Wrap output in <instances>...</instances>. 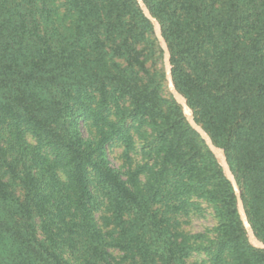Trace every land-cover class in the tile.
Masks as SVG:
<instances>
[{"label": "trees", "instance_id": "1", "mask_svg": "<svg viewBox=\"0 0 264 264\" xmlns=\"http://www.w3.org/2000/svg\"><path fill=\"white\" fill-rule=\"evenodd\" d=\"M143 1L264 241V0ZM161 59L137 0H0V264H264ZM134 134L123 177L106 146ZM194 196L212 237L180 228Z\"/></svg>", "mask_w": 264, "mask_h": 264}, {"label": "rangeland", "instance_id": "2", "mask_svg": "<svg viewBox=\"0 0 264 264\" xmlns=\"http://www.w3.org/2000/svg\"><path fill=\"white\" fill-rule=\"evenodd\" d=\"M144 14V13H143ZM155 35V33H154ZM156 36V35H155ZM157 38V37H156ZM165 39V38H164ZM158 41V40H157ZM166 41V40H165ZM167 44V42H166ZM159 45V44H158ZM167 48H168V44H167ZM162 50V49H161ZM168 52H169V61H170V50L168 48ZM170 65H171V74H172V64H171V61H170ZM160 69L162 70V72H164V76H165V84H166V89L168 90V92L171 94L170 90H169V87H168V83H167V80H166V73H165V65H164V53L162 51V59L160 60V65H159ZM174 81V80H173ZM175 84V83H174ZM176 87V86H175ZM177 89V88H176ZM182 94V93H181ZM172 95V94H171ZM183 95V94H182ZM184 96V95H183ZM173 97V96H172ZM185 97V96H184ZM186 99V97H185ZM175 100V99H174ZM187 101V100H186ZM191 108V107H190ZM182 109V108H181ZM192 109V108H191ZM193 111V110H192ZM182 113H183V110H182ZM184 115V113H183ZM185 117V116H184ZM186 119V118H185ZM187 121V120H186ZM201 125V124H200ZM83 133L84 135H90V133L88 132L89 130H93L92 127H83ZM208 134V133H207ZM209 135V134H208ZM134 137H135V150L131 151L129 153L130 155V158L131 160H129L128 158H126L125 156V153H124V149H123V146L120 145V144H111V145H107L106 146V151H107V154H108V157H109V160H110V163L113 167L119 169L122 173H123V177H125V172L128 168L130 167H133L136 163H140L142 162L141 160V157H140V146L141 144L143 143V139H139L137 137L136 134H134ZM211 138V137H210ZM206 144V143H205ZM215 144V143H214ZM216 145V144H215ZM207 146V145H206ZM217 146V145H216ZM219 147L225 154V157H226V153H225V149L223 147H220V146H217ZM213 154V153H212ZM214 155V154H213ZM217 163L219 164L216 156L214 155ZM226 160H227V157H226ZM227 163L230 167V164L227 160ZM220 165V164H219ZM221 167V166H220ZM231 169V167H230ZM231 172L232 174L234 175L235 179H236V176H235V173L234 171H232L231 169ZM141 178H142V175H141ZM237 181V179H236ZM237 184H238V187H239V192H240V195L242 197V194H241V188H240V184L238 183L237 181ZM193 200H195L196 202H198L199 204V207L190 211L187 215H183V216H179V219L180 221H182V224L180 226V228L187 232V233H206L208 237H212L213 234H215V227L217 225V220L214 216V213H213V209L212 207L210 206V204L208 202H206L205 200H203L202 198L200 197H196L194 196L193 197ZM242 201H243V198H242ZM243 206L245 208V211H246V207L244 205V201H243ZM238 212V210H237ZM247 214V218H248V221L252 227V224L250 222V219H249V215L248 213L246 212ZM239 215V214H238ZM240 218V217H239ZM241 221V220H240ZM242 223V222H241ZM253 228V227H252ZM253 230V229H252ZM246 231V230H245ZM255 232V231H254ZM247 235V233H246ZM248 238V236H247ZM261 240V239H260ZM248 241L250 242V244L252 246H254L255 248H258L256 247L254 244H252V242L249 240L248 238ZM262 241V240H261ZM264 242V241H263ZM260 249V248H259ZM263 250V249H262ZM202 257H207L205 256L202 252L199 253V252H194L188 259L187 261L189 262V264H194L195 261L199 260L200 258Z\"/></svg>", "mask_w": 264, "mask_h": 264}, {"label": "water", "instance_id": "3", "mask_svg": "<svg viewBox=\"0 0 264 264\" xmlns=\"http://www.w3.org/2000/svg\"><path fill=\"white\" fill-rule=\"evenodd\" d=\"M137 2L139 3L145 17L147 19H149V21L152 23L154 33H155L157 40H158V44L164 53V65H165L166 80H167L168 87H169V90H170L173 98L181 106L183 113H184V116H185L188 124L190 125V127L200 135L201 139L206 143L209 150L216 156V158H217V160H218V162L222 168L224 176L230 182V184H231V186L235 192V195H236L238 214H239L240 220L242 222V225L244 227V230H246V233H247L249 240L256 247L264 250V242L261 241L256 236L254 230H252L253 228L251 227V225L248 221L247 214H246L245 208L243 206L242 197H241L240 192H239V187H238L237 181L231 172V169L227 163L224 152L214 144V142L212 141L210 136L207 134V132L204 130V128L196 121V119L194 117V113H193L192 109L190 108V106L188 105L185 97L175 87L173 77L171 74L169 52H168L166 41H165L163 34H162V29H161V25H160L159 21L152 15V13L150 12V10L148 9V7L146 6V4L144 3L143 0H137Z\"/></svg>", "mask_w": 264, "mask_h": 264}]
</instances>
